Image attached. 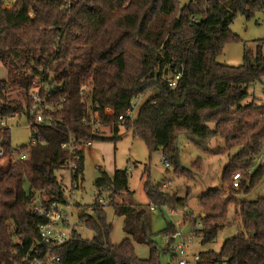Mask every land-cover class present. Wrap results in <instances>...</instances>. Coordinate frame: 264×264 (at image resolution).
I'll use <instances>...</instances> for the list:
<instances>
[{
	"label": "trees",
	"instance_id": "trees-1",
	"mask_svg": "<svg viewBox=\"0 0 264 264\" xmlns=\"http://www.w3.org/2000/svg\"><path fill=\"white\" fill-rule=\"evenodd\" d=\"M178 3L18 0L10 11L0 8V63L7 70V78L0 80V115L5 119L28 115L31 121L29 91L40 68L68 97L56 111L54 126L32 125L44 143L31 147L26 160L9 163L5 169L0 166V264H28L26 258L33 256L42 220L33 214L32 207L38 197H61L64 192L57 174L70 153L62 145L71 138L77 142L104 138L100 128L83 122L82 113L88 108L117 136L120 126L131 130L151 153L161 152L180 175L184 173L179 170L176 147L180 133L212 155L224 153V149H209L213 139L223 140L225 150L234 149L228 154L222 181L231 172L244 170L240 185L235 187L232 180L227 195L215 188L198 197L202 229L195 232L203 244L216 241L232 203L241 232L227 240L219 253H200L198 264H264V197L236 199L251 193L264 180L263 163L253 172L249 170L264 152V124L259 126L253 120L254 114L264 116V103H247L250 88L264 85V41L255 48L244 46V62L239 67L217 61L228 42L239 40L230 30L236 17L241 14L250 20L258 13L264 17V0H190L180 8ZM177 75L180 79L171 87L170 81ZM84 85L88 90L81 94ZM15 90L22 93L23 103L11 99ZM139 98L137 118L119 124V117ZM107 108H113L115 114L106 115ZM0 136L6 155L11 154L9 129L0 130ZM80 155L73 181H79L83 169L84 153ZM96 185L110 190L113 203L117 196H134L125 170H116L113 177L102 172ZM145 192L152 203L173 209L189 204V194L184 198L171 196L150 181ZM99 200L94 216L80 215L81 223L86 220L94 232L93 240L76 232L57 250L59 264H158L162 253L149 238L151 206L129 205L123 198V203H114L129 236L114 245L112 228ZM190 220L187 215L186 221ZM11 229L18 242L10 238ZM134 242L151 247L149 260L136 258Z\"/></svg>",
	"mask_w": 264,
	"mask_h": 264
},
{
	"label": "rangeland",
	"instance_id": "rangeland-1",
	"mask_svg": "<svg viewBox=\"0 0 264 264\" xmlns=\"http://www.w3.org/2000/svg\"><path fill=\"white\" fill-rule=\"evenodd\" d=\"M178 7L187 5L190 0H177ZM178 8V9H179ZM231 34L238 37L235 42H228L223 53L218 57L217 61L232 67H239L244 62V46L255 48L258 42L264 41V17L258 13L254 18L248 20L243 15H238L231 27ZM7 78V70L0 63V80ZM250 97L247 103L255 100L264 103V85L257 84L250 88ZM11 99L24 102L22 93L15 90L10 94ZM138 100L134 101L137 104ZM137 118V110L136 115ZM253 120L259 125L264 124V116L253 115ZM263 122V124H262ZM5 126L9 127L10 132V150L11 154H7L0 160L1 168H6L10 160L17 158L18 153L24 150L25 154L31 151V121L28 115H16L12 119H4ZM103 137L93 141L92 146L84 152L83 169L79 176L77 189H73L71 174L68 171H60L57 177L62 181L65 188L64 198L70 200V192L74 193V203L80 208L75 210V221H80V215L84 212L87 216H94V205L96 200L105 201L108 206L103 207L108 225L112 231L110 240L112 244L119 245L129 236L124 231V218L117 217L116 203L153 206L155 211L148 208V222L150 226L149 238L153 245L157 248L159 256L158 264H177V259H173V252L164 253L163 249H169L167 240L173 236V231L181 232V237L170 244V248H174L181 240L186 243V254L188 260L193 261L195 255L206 252L219 253L224 243L232 239L241 232L240 221L236 220L235 207L230 204L229 214L226 225L222 229L216 241L212 244H203L199 236H194L191 243H188L190 235L201 227V207L198 197L205 194L209 189H222L224 195H227L232 186V176L238 170L231 172L222 181L223 173L229 164V153L233 150H225L226 146L223 140L213 139L208 143L211 151L224 149V153L220 155H212L204 150V147L198 146L185 133L177 136L176 147L178 149L179 170H184L182 175L176 171V166L171 162L166 163L161 152L151 153L148 146L142 140L135 138L132 131H127L124 126H120L119 135L114 130L103 127ZM117 137V138H115ZM115 138V139H114ZM0 136V146H1ZM264 164V152L258 157V160L249 170L253 172L259 164ZM169 165V166H168ZM116 170H125L128 174L129 189L134 196L128 194L115 197L112 201L111 192L108 189H100L96 183L102 172L113 177ZM248 170V172H249ZM150 181L153 186H157L161 191L171 194V196L184 198L190 195L189 204L186 208L176 207L173 209L169 205H159L152 203L146 192L145 184ZM26 192H30L29 183L25 184ZM264 197V180L259 186L249 194H242L236 197L241 200H256ZM190 216L191 220L186 221V216ZM83 220V219H82ZM196 221V223H192ZM80 223L77 229L83 239L92 241L95 234L87 226L86 220ZM10 238L18 242V238L14 236V231L9 232ZM8 237V235H7ZM10 238L6 239L9 243ZM134 253L139 260H149L152 256L151 247L145 244L133 243Z\"/></svg>",
	"mask_w": 264,
	"mask_h": 264
},
{
	"label": "built area",
	"instance_id": "built-area-1",
	"mask_svg": "<svg viewBox=\"0 0 264 264\" xmlns=\"http://www.w3.org/2000/svg\"><path fill=\"white\" fill-rule=\"evenodd\" d=\"M18 0H0V8L3 11L12 10ZM69 3V2H68ZM32 16V14H31ZM2 28L0 27V37H1ZM39 75L32 81L31 88L29 91V103L28 111L31 118V139L30 147H34L38 144H43L44 141L36 137L35 132L33 131V124L36 125H46L52 127L57 122L56 111L62 107V104L68 100L67 96H63L62 87L58 84H53L51 79L46 78L42 68L39 69ZM180 75H177L174 79L170 81V86L175 87L177 85ZM88 90V86L84 85L81 91V94H84ZM141 99H138V103L134 104L127 109L124 116H120L118 123L123 124L126 119L135 120L136 110L138 111L139 103ZM27 107V105H26ZM105 114L108 116H113L115 110L113 108H107ZM16 116V115H14ZM13 116V117H14ZM13 117H10L12 119ZM83 122L93 128H100L103 131V127H107L102 124L99 114L93 111L91 108L86 109L82 113ZM4 119L0 115V130L8 129L9 127L5 126ZM8 120V119H6ZM108 128V127H107ZM92 141H81L77 142L71 138V140L62 145L63 149H66L70 153V157L64 162L62 166V171H68L73 178L79 168V162L81 160L80 153H84L92 146ZM6 156L5 149L0 146V160ZM27 154L24 153V150L21 153H18V157L14 158L11 163H17L20 160H26ZM169 166V165H168ZM243 173L237 172L233 175V185L238 187L242 179ZM60 180V179H59ZM62 182V181H61ZM63 185V184H62ZM73 189L79 187L78 181H73ZM65 191V188H64ZM70 200H66L63 195L53 196L51 198H40L38 197L36 202L32 207L33 214L39 216L42 220V223L38 226V235L39 239L37 244L34 245L32 252L34 253L32 257L26 258V263L28 264H59L61 259L56 254L57 250L62 248L67 244L72 236L78 232L77 229L80 226V221H75V210L79 209L77 204L74 203V193L71 191ZM99 204L102 207L108 206V204L99 200ZM156 208L151 206V211H155ZM202 229V225L199 230ZM197 236L194 231L189 239L188 243H191L194 236ZM176 237H181V232H177L170 239L167 240L169 245V250L177 258V264H198L200 261V255H195L193 261L188 260L186 254V243L181 240L178 245L174 248H170V244L176 240Z\"/></svg>",
	"mask_w": 264,
	"mask_h": 264
}]
</instances>
